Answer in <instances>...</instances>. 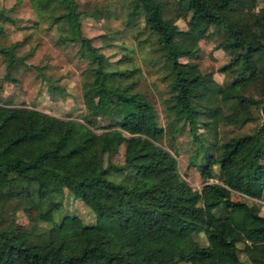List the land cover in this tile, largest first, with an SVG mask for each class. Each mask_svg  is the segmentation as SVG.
Returning <instances> with one entry per match:
<instances>
[{"label": "trees", "instance_id": "16d2710c", "mask_svg": "<svg viewBox=\"0 0 264 264\" xmlns=\"http://www.w3.org/2000/svg\"><path fill=\"white\" fill-rule=\"evenodd\" d=\"M30 1L38 20L55 24L57 44L77 42L86 61L80 89L89 117L0 100V264H246L238 243L250 262L264 264V215L231 197L237 190L264 198V0L257 8L256 0H197L200 11L182 29L174 20L185 15L180 6L167 16L165 1L129 2L127 15L142 14L163 58L171 90L165 102L174 113L168 133L188 126L190 164L206 180L200 189L178 171L174 142L162 141L166 129L157 109L137 89L140 68L120 65L131 56L110 58L82 33L76 0ZM56 2L61 13H54ZM4 20L14 22L0 9V36ZM217 31L229 55L218 67L222 82L188 59L198 57L199 39ZM177 34L187 42L176 44ZM19 43L0 44L3 77L12 81L23 61L15 54ZM252 79L261 83L257 94L248 92ZM98 115L111 122L96 129L90 119ZM246 122H254L252 129L220 131ZM121 145L122 161L115 162ZM216 163L221 178L209 180ZM63 188L92 209L94 223L77 214L55 218ZM13 201L47 226L26 228L8 217ZM197 229L206 244L193 239Z\"/></svg>", "mask_w": 264, "mask_h": 264}, {"label": "rangeland", "instance_id": "374dc122", "mask_svg": "<svg viewBox=\"0 0 264 264\" xmlns=\"http://www.w3.org/2000/svg\"><path fill=\"white\" fill-rule=\"evenodd\" d=\"M81 10L80 24L82 33L92 37V43L100 47V50L108 54L110 58H118L124 52L131 59L123 61L120 65H137L140 68V90L155 106L159 122L165 127L166 134L162 141L165 144L174 142L177 148V169L192 187L200 189L206 181L200 171L190 164V153L194 147L188 126L176 131L173 135L168 133L169 121L174 114L167 109L165 99L171 90L168 86L165 64L162 56L154 50V35L143 26L142 14L129 17L130 0H76ZM165 1V15H174L180 6L185 15L176 16L175 22L179 28H186V20L195 17L201 9L197 0H159ZM256 8L262 4V0H256ZM0 9L14 19V22L4 20L5 29L0 36V44L8 45L18 40L20 43L15 48V54L22 56L23 61L17 62L13 72L15 81L3 77L6 70L5 56L0 53V100L17 104H25L36 107L58 116H76L88 119L82 101L80 89L81 70L86 61L79 56L77 42L57 44L55 42L58 31L55 24L49 25V20H38L37 13L30 0H0ZM64 11L62 2H56L54 13ZM91 11H96L91 14ZM222 32L217 31L209 38L198 40V57L188 58L199 64L202 71L212 72L213 77L222 82L226 76L218 67L228 61L229 55L220 45ZM103 39L105 40L103 42ZM176 44H184L187 38L184 34L174 36ZM184 57H182L183 59ZM261 83L257 79L250 80L248 92L257 94ZM85 114V115H84ZM88 121V120H87ZM96 129H101L111 118L95 116L90 119ZM254 122H246L242 127L224 124L220 131L224 135H231L236 131L252 129ZM202 129V128H201ZM123 158V145L117 153L111 156L115 162H121ZM214 176L209 180L221 178L218 164L212 165ZM233 199H242L256 206V210L264 215V198L250 197L237 190L231 191ZM61 200L55 218L58 219L65 213L77 214L84 223H94L95 213L80 198L75 197L67 188H63V194L58 195ZM17 201L10 204L7 216H13L15 221L26 228H39L47 226L43 222H34L24 212L23 208L15 206ZM198 244H206V235L202 229H197L192 234ZM238 253L246 264L249 261L242 250V243H238ZM176 264H190L179 261Z\"/></svg>", "mask_w": 264, "mask_h": 264}]
</instances>
